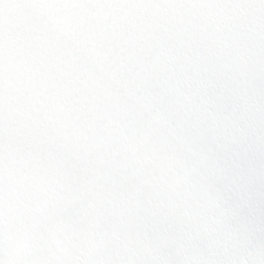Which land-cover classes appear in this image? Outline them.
I'll return each instance as SVG.
<instances>
[{"label": "snow or ice", "instance_id": "obj_1", "mask_svg": "<svg viewBox=\"0 0 264 264\" xmlns=\"http://www.w3.org/2000/svg\"><path fill=\"white\" fill-rule=\"evenodd\" d=\"M0 264H264V0H0Z\"/></svg>", "mask_w": 264, "mask_h": 264}]
</instances>
